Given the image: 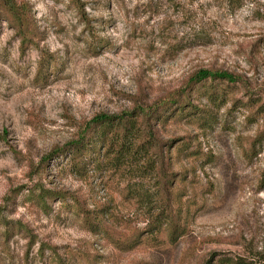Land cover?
I'll return each mask as SVG.
<instances>
[{
	"label": "rangeland",
	"instance_id": "374dc122",
	"mask_svg": "<svg viewBox=\"0 0 264 264\" xmlns=\"http://www.w3.org/2000/svg\"><path fill=\"white\" fill-rule=\"evenodd\" d=\"M17 1L29 4L33 33L22 52L0 5V264H264V142L245 154L264 121L243 107L197 89L191 101L214 122L181 111L155 125L178 137L164 151L186 223L174 243L164 233L122 249L74 212L78 200L119 228L143 226L151 169L99 168L92 149L80 164L50 155L94 115L152 105L197 71L235 75V97L262 90L264 0H80L87 24L70 0ZM43 189L67 197L43 199Z\"/></svg>",
	"mask_w": 264,
	"mask_h": 264
},
{
	"label": "trees",
	"instance_id": "16d2710c",
	"mask_svg": "<svg viewBox=\"0 0 264 264\" xmlns=\"http://www.w3.org/2000/svg\"><path fill=\"white\" fill-rule=\"evenodd\" d=\"M77 8L82 20H90L84 15L83 2L70 0ZM0 5L7 11L8 20L19 35L22 52L31 41L30 8L27 1L0 0ZM238 78L218 70H201L194 73L182 86L167 98H162L152 105L133 107L117 114L98 113L88 120L76 136L53 149L50 155L70 153L77 163L84 162L86 154L92 149L97 154L96 166L99 168H121L134 164L135 169L154 172L155 189L152 193L140 191L138 200L148 202L146 223L131 227L129 230L119 228L110 222L108 210L102 206L98 210L83 207L77 200L74 212L82 225L92 232L101 233L114 245L129 249L144 239H154L165 233L167 241L174 243L186 230V223L175 206L178 194H173V180L177 173L169 170L164 151L176 144L178 137L164 139L157 134L155 125L174 113L183 112L199 125H210L216 115L205 105L191 101V91L202 90L209 102L225 104L230 102L228 110L241 106L245 109L248 121H264V88L246 92L247 98L234 96ZM175 142V143H174ZM264 142V126L258 129L248 140L245 154L251 158L258 152L257 147ZM134 162V163H133ZM105 164V166L103 165ZM141 164V165H140ZM43 199L59 196L65 200L64 192L43 189ZM43 204H46L44 200ZM229 264H247L238 258H227ZM59 264H64L59 261ZM204 264H208L205 261Z\"/></svg>",
	"mask_w": 264,
	"mask_h": 264
}]
</instances>
